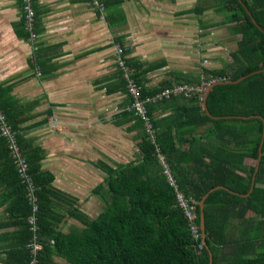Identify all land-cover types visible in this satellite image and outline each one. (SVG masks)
<instances>
[{
    "label": "trees",
    "instance_id": "obj_1",
    "mask_svg": "<svg viewBox=\"0 0 264 264\" xmlns=\"http://www.w3.org/2000/svg\"><path fill=\"white\" fill-rule=\"evenodd\" d=\"M215 1L220 6L216 12L225 16L230 34L237 37L236 49L229 53L230 62L203 69V79L180 75L181 82L176 84L205 87L214 80L234 81L264 69V33L246 13L247 8L264 31V0H241L244 6L237 0ZM103 4L106 7V2ZM141 76L131 75L144 96L172 85L164 82L149 90ZM121 80L124 86L122 76ZM202 96L203 92L190 97L179 94L149 106L154 141L142 122L124 109L122 115L134 121L130 131L136 132L137 159L113 166L99 161L104 176L91 190L96 201L92 208L82 209L75 198L53 188V175L41 168L42 149L20 140L19 125L28 116L19 119L8 89L0 88V109L16 131L37 198L33 212L5 139L0 136L12 185L3 196L7 214L20 228L4 264H59L57 260L64 264H209L201 242L198 204L215 187L228 191L215 190L204 201L205 241L212 264H264V136L254 175L263 125L255 118L238 119L254 115L264 120V72L211 90L206 99L208 112L227 119L208 118L201 108ZM154 111L170 113L155 117ZM156 145L178 190L192 203V221L177 204L174 188L155 155ZM253 175L251 193L238 196L248 193ZM248 212L257 221L246 217ZM31 217L35 232L28 223ZM33 239L42 245L34 256L29 249Z\"/></svg>",
    "mask_w": 264,
    "mask_h": 264
},
{
    "label": "crops",
    "instance_id": "obj_2",
    "mask_svg": "<svg viewBox=\"0 0 264 264\" xmlns=\"http://www.w3.org/2000/svg\"><path fill=\"white\" fill-rule=\"evenodd\" d=\"M103 1L100 19L89 0H32L27 30L21 0H0V88L15 101V115L28 116L19 138L42 149L41 168L53 175V188L82 209L96 201L91 190L104 176L99 161L113 166L138 156L134 121L122 115L129 99L115 47L152 90L178 83L180 75L203 79L202 70L219 67L237 40L215 0ZM4 151L0 145V264L20 232L3 196L12 186ZM246 217L257 221L252 212Z\"/></svg>",
    "mask_w": 264,
    "mask_h": 264
},
{
    "label": "built area",
    "instance_id": "obj_3",
    "mask_svg": "<svg viewBox=\"0 0 264 264\" xmlns=\"http://www.w3.org/2000/svg\"><path fill=\"white\" fill-rule=\"evenodd\" d=\"M90 5L93 9H95L100 19L103 18L105 13V7L101 0H89ZM22 10H23V19L25 21V26L27 30L33 25L34 20V10L32 6V0H21ZM31 38L34 35L31 33ZM115 54H116V65L121 72L122 79L124 81L126 93L129 96V103L126 106L125 110L131 113L135 118L139 119L145 132L150 137L151 140L154 141V133L152 129V123L150 121V115L148 113V107L152 104L159 103L163 100H167L173 96H177L179 94H183L187 97L197 95L199 92H203L204 87L194 88L187 84H172L169 87H165L164 89L155 92L151 95H142V90L139 84L131 77L129 73V67L126 64V60L123 57V49L120 46L115 47ZM0 136L5 139L7 148L9 150V154L11 160L15 166L17 171V175L22 184L25 186L26 196L28 200L31 202L32 211L35 212L37 210V198L34 195L35 185L28 174V166L25 159L22 157L21 151L18 147L17 140H16V131L12 127V125L7 121L6 116L0 109ZM155 155L162 165L163 174L167 178V182L170 186L174 188L176 193V201L179 207L184 210L185 217L188 220L193 219V211H192V203H188V200L184 197V195L178 190L175 180L171 177L170 171L166 165L165 159L163 155L160 153L158 146H155ZM28 223L30 225L31 231L35 232V219L29 218ZM194 237L197 235V229L193 225L191 227ZM30 253L32 256L36 255L39 251L42 250V245L37 243L34 239L29 245ZM34 261L29 262V264H33Z\"/></svg>",
    "mask_w": 264,
    "mask_h": 264
},
{
    "label": "water",
    "instance_id": "obj_4",
    "mask_svg": "<svg viewBox=\"0 0 264 264\" xmlns=\"http://www.w3.org/2000/svg\"><path fill=\"white\" fill-rule=\"evenodd\" d=\"M239 3L243 5V3L241 2V0H238ZM246 13L249 15L250 17V20L251 22L253 23V25L261 32L264 33L263 29L260 28L257 23L255 22V20L253 19V17L251 16L250 12L246 9ZM264 72V69L263 70H260V71H256V72H252L250 73L249 75L247 76H243V77H240L238 78L237 80H227V81H223V80H214V81H211L210 83L207 84L205 90H204V93H203V96H202V100H201V108L202 110L204 111L205 115L210 118V119H213V120H219V119H227L228 117H214L212 116L208 110H207V106H206V99L209 95V93L211 92V90L215 87V86H219V85H234V84H238L240 82H242L243 80H245L246 78L250 77V76H253L255 74H258V73H262ZM252 118H255V119H259L261 120L262 122V125H263V133H262V140H261V144L258 148V157H257V161H256V165H255V168H254V175L255 173L257 172V169H258V166H259V161L261 159V156H262V153H261V146H262V143H263V136H264V120L260 117V116H249V117H238V119H241V120H247V119H252ZM254 175L252 177V180H251V185H250V189L248 191V193L246 195H238V194H235V195H238V196H241V197H247L252 189H253V186H254ZM218 189H225L223 187H215V188H212L208 191L207 194H205L202 199L200 200L199 202V209H200V224H199V227H200V231H201V242L203 244V246L205 247V249L207 250L208 252V256H209V264H212V253L211 251L208 249V246L206 245V241H205V238H206V235H205V228H204V214H203V207H204V201L205 199L207 198V196L215 191V190H218ZM227 190V189H225ZM228 191V190H227ZM230 192V191H229ZM232 193V192H230ZM234 194V193H233Z\"/></svg>",
    "mask_w": 264,
    "mask_h": 264
},
{
    "label": "rangeland",
    "instance_id": "obj_5",
    "mask_svg": "<svg viewBox=\"0 0 264 264\" xmlns=\"http://www.w3.org/2000/svg\"><path fill=\"white\" fill-rule=\"evenodd\" d=\"M211 31H213V30H211ZM233 42V41H232ZM229 46H228V48H230V49H233L236 45H235V42H233V43H231V44H228ZM223 57H224V59L225 60H222V62L224 63V62H227V63H229L230 62V58H229V56H228V54L227 55H222ZM217 61V60H216ZM129 70V73L131 74V75H133V70L132 69H128ZM185 81V80H184ZM206 86L207 85H205V87H204V90H205V88H206ZM204 90H203V93H204ZM58 261V263L59 264H64L63 262H61V261H59V260H57Z\"/></svg>",
    "mask_w": 264,
    "mask_h": 264
}]
</instances>
